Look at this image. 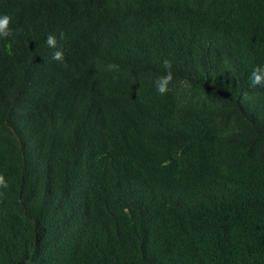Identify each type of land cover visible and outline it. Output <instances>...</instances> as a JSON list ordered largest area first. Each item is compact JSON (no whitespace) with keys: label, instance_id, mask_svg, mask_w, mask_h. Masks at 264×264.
<instances>
[{"label":"trees","instance_id":"obj_1","mask_svg":"<svg viewBox=\"0 0 264 264\" xmlns=\"http://www.w3.org/2000/svg\"><path fill=\"white\" fill-rule=\"evenodd\" d=\"M5 14L0 264H264L249 79L264 0H0Z\"/></svg>","mask_w":264,"mask_h":264},{"label":"clouds","instance_id":"obj_2","mask_svg":"<svg viewBox=\"0 0 264 264\" xmlns=\"http://www.w3.org/2000/svg\"><path fill=\"white\" fill-rule=\"evenodd\" d=\"M12 17L5 14L2 17H0V37H8L12 35V29L9 28V24L11 22ZM47 19L44 17V15H41L40 21L36 26V29L38 27L43 26L47 23ZM39 30V29H38ZM42 31V30H39ZM42 32H45L44 30ZM61 38H63L61 36ZM46 43L49 47L56 49L57 48V38L54 34H49L46 38ZM52 59L58 62H63L64 60V52L61 49H57L53 52ZM118 65L110 64L108 65L109 70L118 69ZM163 67L166 69V72L164 74H161L158 76L155 80V87L159 94L163 95L166 94L168 91V85L173 80V73L171 71L172 69V63L170 60L165 59L163 61ZM250 83L253 86H261L264 87V66L257 65L253 68L251 74H250ZM7 182L5 181V178L2 174H0V188H7Z\"/></svg>","mask_w":264,"mask_h":264}]
</instances>
